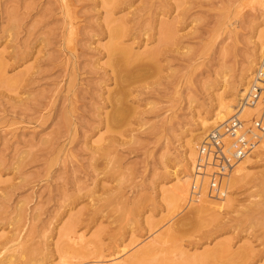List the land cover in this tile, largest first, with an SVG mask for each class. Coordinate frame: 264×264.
I'll return each mask as SVG.
<instances>
[{
	"label": "rangeland",
	"instance_id": "374dc122",
	"mask_svg": "<svg viewBox=\"0 0 264 264\" xmlns=\"http://www.w3.org/2000/svg\"><path fill=\"white\" fill-rule=\"evenodd\" d=\"M114 25L119 47L157 54L109 56ZM263 64L264 0H0V241L52 249L75 215L97 264L153 245L148 264H200L223 242L264 264V135L223 199L189 197L206 184L194 164L214 113ZM211 202L214 216L196 213Z\"/></svg>",
	"mask_w": 264,
	"mask_h": 264
},
{
	"label": "bare ground",
	"instance_id": "6f19581e",
	"mask_svg": "<svg viewBox=\"0 0 264 264\" xmlns=\"http://www.w3.org/2000/svg\"><path fill=\"white\" fill-rule=\"evenodd\" d=\"M110 1H112V0H110ZM164 27L168 28V25H164ZM121 34H122V29L119 25H116V26L114 25L111 28L110 33H109L110 39H109V42H108L107 47H106L108 50L109 56L115 55V51L121 52L125 56V59L127 60L126 62L128 63V61H129V64H130V62H132V63L133 62H141L142 59L147 58V57L152 58L153 56H155L157 54V51H156L157 49L152 50V51H146V52L140 53V54H133L130 52V50L127 47H119L115 41L118 39V37ZM124 56H121V57L123 58ZM260 66L261 65H259L258 68H260ZM256 84H257V80H256V74H255L254 75V83H252L251 86L247 90H249L251 87L255 86ZM237 94H238V97H241L243 95V92L241 93L240 89H239ZM221 99L223 100L224 98H221ZM235 106H232L231 104H228L227 102L223 103L222 105L220 104L219 109H217L216 112L214 113L213 123H215V124L218 123L217 127H220L224 122H226L228 120L227 116H229V114H231L232 111H233L232 114H237V115L240 114L243 117L242 120H247V118L249 116H250V118L252 116L251 110L257 108L256 106L244 107L241 105H240L241 107H239V108H234ZM113 111H114L113 112L114 117H111V118H115V110H113ZM262 135H264V131H263ZM249 158H248V156L243 158L234 167V170L241 171V169L243 167H245V166H242V164H245L246 160L248 162ZM196 177L197 176L194 174V181L195 182H197L195 180ZM199 183H201V182H199ZM201 186H202V189L200 187L199 188H200L201 192L204 193L205 192V184L202 183ZM187 191H188V185H186V184L185 185H179V186L177 185L175 191L173 192V196L176 199H180L183 201L185 199ZM189 201H190V198H189ZM211 210H216V206L212 202L209 203V207L204 206V204H199L195 208L196 213L198 212L201 214H209V215L212 214L213 215L214 213H212ZM215 218H216V216H215ZM78 223H79L78 216H75V215L71 216L69 218V221L67 222L66 226L57 231V234L60 237H62L59 239L61 241L55 243L54 247L52 249H47L46 251H43L44 249H43L42 243L40 244L39 242L38 243L29 242L30 238H29L28 233L22 239H18L19 237H17V236L4 238L3 240L0 241V254H6L7 252H10V253L8 255H5L4 257L2 256V258H0V264H52V263H55V262H52L53 259L58 260L57 264H73L72 259H76L78 261H81L82 262L81 264H85V260H87L89 258H92V260L96 259V260H93L90 262H92L93 264H97L98 263L97 258L98 257L100 258L102 256L103 248L100 246V244L97 245V244H94L93 242H91V244L93 243L92 245H89V244L87 245V243L81 244L82 242H84L81 236H75L74 234L73 235L70 234L75 229V227L77 226ZM174 231H176V230H174ZM99 233H101V232H99ZM167 233H169V230L167 231ZM182 233L180 235H183ZM185 233H187V232H184V234ZM168 236L169 237H165V238L166 239L172 238L174 235L168 234ZM162 241H164V240H162ZM153 246H155V245H153ZM153 246L143 247L144 249L138 250V251L134 252L133 254H130L129 257L127 258V260L124 259L125 261L122 260L123 262H121V263L118 262L116 264H148L149 263L148 261L150 259H153V255H154V254H152V251L154 248ZM226 246H227V244H226ZM226 246H225V243L223 242V243H219V244L215 245L213 248H211V250H209L207 252H204V253L202 252V254H200L201 259H202L200 262H202V263H200V264H251V261H246V258L248 257L249 254H252L254 251L248 249V247H246V246L240 247L239 249H235L234 251H229V249L227 248L228 246L227 247ZM156 249H158V248H156ZM154 250H155V248H154ZM153 252H156V251H153ZM150 255L152 256V258L149 259ZM249 258H247V260ZM159 259L162 260L163 258H158V264H170V263H167L166 260H162V261L160 260L159 261ZM75 262H77V261H75ZM156 263H157V261H156Z\"/></svg>",
	"mask_w": 264,
	"mask_h": 264
},
{
	"label": "built area",
	"instance_id": "2783aa9c",
	"mask_svg": "<svg viewBox=\"0 0 264 264\" xmlns=\"http://www.w3.org/2000/svg\"><path fill=\"white\" fill-rule=\"evenodd\" d=\"M255 74L258 85L246 90L236 108L259 106L258 117L245 124L234 114L220 127L210 130L196 147L194 173L199 180L206 181L204 196L209 200L220 201L226 196L228 177L234 167L258 145L263 134L264 64ZM199 195V186L192 183L189 197L197 200Z\"/></svg>",
	"mask_w": 264,
	"mask_h": 264
}]
</instances>
